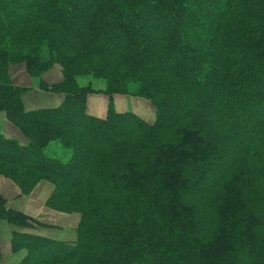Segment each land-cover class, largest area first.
Returning a JSON list of instances; mask_svg holds the SVG:
<instances>
[{
  "label": "trees",
  "instance_id": "1",
  "mask_svg": "<svg viewBox=\"0 0 264 264\" xmlns=\"http://www.w3.org/2000/svg\"><path fill=\"white\" fill-rule=\"evenodd\" d=\"M18 63L60 103L26 110ZM0 112L26 140L0 131V175L80 215L73 240L25 232L44 224L0 194L12 264H264V0H0Z\"/></svg>",
  "mask_w": 264,
  "mask_h": 264
},
{
  "label": "crops",
  "instance_id": "2",
  "mask_svg": "<svg viewBox=\"0 0 264 264\" xmlns=\"http://www.w3.org/2000/svg\"><path fill=\"white\" fill-rule=\"evenodd\" d=\"M50 74V75H49ZM52 76L55 78L52 79ZM46 78L52 80V83L59 82L61 80V71L60 69H57L52 72H48L46 74ZM45 80V77H44ZM47 82V81H46ZM17 85H22L19 84V82H14ZM27 94H24L22 96V101L23 105L26 110H31V107H37V105H40L42 103H48V105H51L49 107L56 106L60 103L61 97L59 94H51L47 93L45 95L46 97L55 95L56 98L53 101L51 98L50 99H42L40 94L29 97L28 100L31 102L30 104L28 103L25 106V96ZM91 96H97L98 99H95L94 102L92 103L91 106H89ZM89 95L87 98V108L90 113H96L97 111L99 112V116H102L106 112V106H107V97L103 95ZM44 97V98H46ZM117 96H114L116 98ZM113 98V99H114ZM125 98V97H122ZM120 98L119 100H122V104H124V108H121L123 105L116 103L117 104V109L119 110H126L127 101L126 98L122 99ZM56 103V105H54ZM96 104H98L96 106ZM31 108V109H30ZM40 108V107H39ZM36 109V108H33ZM0 116H3L0 124L2 128L7 127V120L5 118V115L0 113ZM95 115V114H94ZM98 116V115H97ZM10 124V123H9ZM12 126V125H11ZM6 129L8 131H6ZM5 130L2 129L1 132L7 137L11 138H16L20 137L23 140V137L19 130L15 128L14 126L12 127L11 130L6 128ZM15 130H18L20 136L15 133ZM21 140V143H23ZM53 190V185L46 181V180H41L40 182L37 183V185L34 187V189L27 195H23L20 193V189L18 186L12 182L10 179L0 175V194L6 199V204L9 208L15 209V210H20L24 212L26 215L32 217L38 218V222L54 227L57 226L58 228L53 229L50 228V230H55L52 232H45V231H39V232H34V231H25L33 234H39L43 236H49L54 239L58 240H73L75 237V228L79 222L80 215L79 213L73 212V213H65V212H59L56 210H53L49 207L46 206V200L49 197ZM42 227H46V226ZM34 228V227H33ZM47 230L46 228H43ZM13 228L11 225H9L5 220L0 219V261L1 259L3 260V263L7 264H12L18 262L25 254V250H19L17 252H13L11 249V232ZM4 257H3V255Z\"/></svg>",
  "mask_w": 264,
  "mask_h": 264
},
{
  "label": "rangeland",
  "instance_id": "3",
  "mask_svg": "<svg viewBox=\"0 0 264 264\" xmlns=\"http://www.w3.org/2000/svg\"><path fill=\"white\" fill-rule=\"evenodd\" d=\"M56 69H57V71H58V69H60L58 65H55L52 69H50L46 73L42 74V78L44 79V77H45V81H47V83L51 84L52 83V80L46 78V74L48 72H50V71L54 72ZM9 76H10V78H11V80H12L13 83L14 82H19V84H22V86H26V87L29 88L24 93V94H27L25 96V98H24L25 99V106L28 103L29 104L31 103L28 100L29 97H32L33 98V96H36L38 94H40L41 97H43L42 99H50L51 98L54 101L55 98H56L55 95L57 93H51V94H55V95H52V96H48V97L45 96V95H47V93H50V92H47L46 90H44L42 88H38V80L40 78H33V77H31L26 72V69H25V66H24L23 63L11 64L9 66ZM53 78H55V77L52 76V79ZM87 80H88L87 78L86 79H84V78L82 79L81 78V79H79V82L81 84H83ZM95 85L96 86L99 85V87H101L102 86V82L101 81H94V86ZM92 95H95V94H92ZM44 97H46V98H44ZM122 97H125L126 98V101H127V105H125L126 106V108H125L126 110H131V111L137 113L138 115L142 116L144 119H146L149 122L154 121V118H155V115H156L155 107L150 102H148L146 99H144V98H139V97L132 96V95H128V94L127 95H122V96H117L116 98L113 99V105H114L115 108L117 107V104L116 103H119V104L123 105L121 108H124V104H122V102H121L122 100H119ZM125 98H122V99H125ZM95 99H98V97L97 96H91V100H90L89 106L92 105V103L94 102ZM54 105H56V103ZM97 105L98 104H96V106ZM49 106H51V105H48V103H42L40 105H37V107H31V108L33 109V108H39V107L41 108V107H49ZM0 113L4 114L3 112H0ZM91 114L99 115V112L97 111L96 113H91ZM2 117L3 116H0V118H2ZM2 119H0V121ZM7 122H9V121L7 120ZM9 123L6 124L7 127H5V128H2V126L0 124V131L2 129L5 130L6 128H8L9 130H11L12 127H13V124L12 123L9 124ZM6 131H8V130L6 129ZM14 131H15V133H17L18 136H20L18 130H15L14 129ZM16 139L19 142H21V140H22L21 136L20 137H16ZM22 142L23 143L26 142L25 138H23ZM45 153L48 156L58 157V158H60V159H62L64 161H66L69 158V156H70V150L69 149H66V148H63L57 142H52L45 149ZM32 218H34L36 221H38V218H36V217H32ZM43 228H46L47 230H45ZM50 228L56 229L58 227L57 226H54V227H50V226H46V227L34 226V228H21L20 230H23V231H34V232H39V231L52 232V231H55V230H50ZM3 257H4V255H3ZM0 264H4L2 259L0 261ZM5 264H7V263H5Z\"/></svg>",
  "mask_w": 264,
  "mask_h": 264
}]
</instances>
